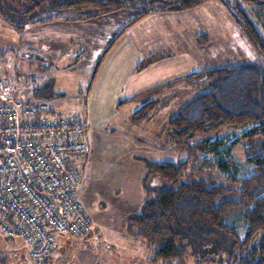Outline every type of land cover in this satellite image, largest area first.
Wrapping results in <instances>:
<instances>
[{
  "label": "rangeland",
  "instance_id": "rangeland-1",
  "mask_svg": "<svg viewBox=\"0 0 264 264\" xmlns=\"http://www.w3.org/2000/svg\"><path fill=\"white\" fill-rule=\"evenodd\" d=\"M241 5L264 33L253 4L241 1ZM137 14L124 9L74 20V13L63 12L52 22L31 24L29 28L40 32L37 35H29L31 29L24 33L0 14V41L8 44L0 52V78L9 76L22 93L51 85L56 95L39 99L52 100L58 111L76 114L87 124L90 150L80 160L82 178L76 196L92 229L85 239L59 236L49 264H168L152 262L148 241L129 232L127 220L141 210L146 187L165 185L164 181L153 185L155 175H149L147 162L188 156L172 141L167 123L204 87L184 77L215 65L263 63L222 0L180 12H152L133 22ZM209 36L212 42L207 41ZM26 50L45 55L48 67L23 57ZM167 83L171 86H164ZM158 85L164 87L152 91ZM145 100L158 101L148 118L135 122L132 116ZM261 127L232 126L206 141L200 137L194 162L200 176L209 183L238 188L254 173L251 137ZM222 162H229L228 170ZM226 223L241 237L249 230L244 208L232 209ZM0 253L7 264H30L18 239L0 234ZM171 264L197 263L188 257L185 263Z\"/></svg>",
  "mask_w": 264,
  "mask_h": 264
},
{
  "label": "trees",
  "instance_id": "trees-1",
  "mask_svg": "<svg viewBox=\"0 0 264 264\" xmlns=\"http://www.w3.org/2000/svg\"><path fill=\"white\" fill-rule=\"evenodd\" d=\"M209 1L212 0H0V14L22 31L28 24L52 22L63 12H72L74 20H82L130 9L138 11L133 20L136 22L152 12H180ZM222 1L263 63L213 66L185 75L204 90L180 106L167 125L172 141L188 156L184 160L147 162L149 175H155L153 185H161L162 181L165 185L146 187L141 210L127 220L129 232L148 241L153 263H185L192 257L197 264H264V33L241 5V1L253 4L264 27V0ZM164 86L170 87L171 83ZM35 91L46 98L56 95L47 84ZM156 101L145 100L134 112L133 120L148 118ZM252 123L262 126L251 137L255 138L249 158L254 163V173L242 179L238 188L202 178L194 164L198 139L206 141L226 127L241 128ZM221 167L228 170L229 162H222ZM239 208L245 209L249 224L245 237L226 223L228 213ZM1 259L7 264L3 256Z\"/></svg>",
  "mask_w": 264,
  "mask_h": 264
},
{
  "label": "built area",
  "instance_id": "built-area-1",
  "mask_svg": "<svg viewBox=\"0 0 264 264\" xmlns=\"http://www.w3.org/2000/svg\"><path fill=\"white\" fill-rule=\"evenodd\" d=\"M86 134L78 115L0 78V234L20 240L30 264H49L59 236L85 239L92 229L76 196Z\"/></svg>",
  "mask_w": 264,
  "mask_h": 264
},
{
  "label": "crops",
  "instance_id": "crops-1",
  "mask_svg": "<svg viewBox=\"0 0 264 264\" xmlns=\"http://www.w3.org/2000/svg\"><path fill=\"white\" fill-rule=\"evenodd\" d=\"M2 21V19L0 18V23H2L1 22ZM31 24H28V25H26V27H25V29H24V33H26L25 31H28V29H31V31H29L28 32V34L29 35H37V34H39L40 32L39 31H37V30H35V29H37V28H35V27H32V28H29V26H30ZM11 29V28H10ZM10 29H8V30H10ZM39 30V29H38ZM23 35H25V34H23ZM1 38V37H0ZM212 39L213 38H211L210 36H209V39L207 40V41H209V42H212ZM2 42V43H1ZM205 43H207V42H204V44H203V47H205L206 48V46L205 45H207V44H205ZM0 52L2 51V49H5V47H6V45H8V44H6L5 43V41L4 40H1L0 41ZM13 44H15L14 42H13ZM10 45H12V44H10ZM204 53H206V52H203L201 55H204ZM207 53H209V51L207 52ZM156 55V54H155ZM152 56V55H151ZM11 62V61H10ZM142 63V62H141ZM140 63V64H141ZM139 64V65H140ZM216 66V65H215ZM222 66V65H221ZM210 67H213V66H210ZM205 68V67H204ZM206 68H208V67H206ZM194 72V71H193ZM192 73V72H191ZM159 86V85H158ZM157 87V86H156ZM155 88V87H154ZM89 150H90V144H89Z\"/></svg>",
  "mask_w": 264,
  "mask_h": 264
},
{
  "label": "water",
  "instance_id": "water-1",
  "mask_svg": "<svg viewBox=\"0 0 264 264\" xmlns=\"http://www.w3.org/2000/svg\"><path fill=\"white\" fill-rule=\"evenodd\" d=\"M23 57H27V58H36L39 61H41L43 63V68L48 67V59L45 55H43L40 52L34 51V50H26L23 54Z\"/></svg>",
  "mask_w": 264,
  "mask_h": 264
}]
</instances>
